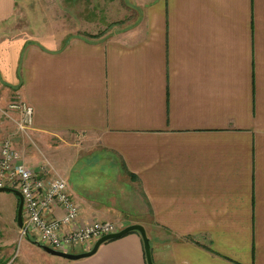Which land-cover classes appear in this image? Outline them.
<instances>
[{
	"label": "crops",
	"instance_id": "1",
	"mask_svg": "<svg viewBox=\"0 0 264 264\" xmlns=\"http://www.w3.org/2000/svg\"><path fill=\"white\" fill-rule=\"evenodd\" d=\"M25 1L0 0V135L13 92L82 222L141 225L153 264H264V0H147L124 37L63 48L8 41ZM57 259L147 264L138 233Z\"/></svg>",
	"mask_w": 264,
	"mask_h": 264
},
{
	"label": "rangeland",
	"instance_id": "2",
	"mask_svg": "<svg viewBox=\"0 0 264 264\" xmlns=\"http://www.w3.org/2000/svg\"><path fill=\"white\" fill-rule=\"evenodd\" d=\"M145 1L147 0H76L70 12L67 0H26L18 6L16 15L8 24L11 27L7 28L6 35L8 41H11L9 37L28 38L56 48L65 47L75 38L91 41L115 40L126 35V32L120 31L131 28L129 25L141 24V11ZM137 34L140 36V33ZM12 89L14 92L17 91L16 87ZM19 103L23 102L11 92L10 100L3 106L2 111L5 112L7 124L3 131L5 133L0 135V149L2 143L9 140L30 169L39 171L41 167H47L53 176H59L68 182L63 176L62 169L53 164L47 153L35 141L34 133L28 131L27 135H24L17 131L16 124L20 119V112L11 107ZM69 141L70 144L65 151L74 150L87 154L96 152L90 145L84 146L78 138L73 137ZM110 195L116 196L115 193ZM96 200L104 205L114 202L109 196L100 199L96 197ZM17 207L18 200L14 194L0 193V264H58L59 259L39 250L32 243L33 239L21 237L16 225ZM103 222L112 223L120 229L127 227L116 221Z\"/></svg>",
	"mask_w": 264,
	"mask_h": 264
},
{
	"label": "built area",
	"instance_id": "3",
	"mask_svg": "<svg viewBox=\"0 0 264 264\" xmlns=\"http://www.w3.org/2000/svg\"><path fill=\"white\" fill-rule=\"evenodd\" d=\"M11 108L20 112L17 131L27 135L32 131L33 108L24 103ZM3 188L15 190L22 197L21 237L31 238L54 251L85 253L103 236L122 230L112 223L82 222L81 210L71 198L67 181L53 176L47 167L39 171L30 169L9 140L0 149V189Z\"/></svg>",
	"mask_w": 264,
	"mask_h": 264
},
{
	"label": "water",
	"instance_id": "4",
	"mask_svg": "<svg viewBox=\"0 0 264 264\" xmlns=\"http://www.w3.org/2000/svg\"><path fill=\"white\" fill-rule=\"evenodd\" d=\"M0 193H12L17 197L18 207H17V213H16V225L18 229H21L23 225V221H22L23 200H22L21 195L19 194V192L15 190L7 189V188L0 189ZM130 233H138L140 235L142 242H143L146 263L153 264L149 239L146 235L145 229L141 225H138V224L127 226L116 234L103 236L102 238H100L94 243L90 251L81 253V254L61 253V252L54 251L46 246H43L34 240L32 241V243L36 245L37 248H39L40 250H42L44 253H46L49 256L61 258V259L68 260V261H79V260L90 258L93 255H95L99 247L102 244L112 241V240L120 239Z\"/></svg>",
	"mask_w": 264,
	"mask_h": 264
},
{
	"label": "trees",
	"instance_id": "5",
	"mask_svg": "<svg viewBox=\"0 0 264 264\" xmlns=\"http://www.w3.org/2000/svg\"><path fill=\"white\" fill-rule=\"evenodd\" d=\"M131 234V233H130Z\"/></svg>",
	"mask_w": 264,
	"mask_h": 264
}]
</instances>
